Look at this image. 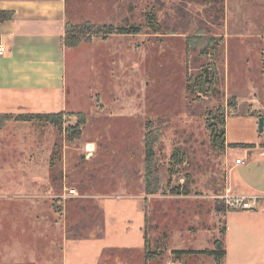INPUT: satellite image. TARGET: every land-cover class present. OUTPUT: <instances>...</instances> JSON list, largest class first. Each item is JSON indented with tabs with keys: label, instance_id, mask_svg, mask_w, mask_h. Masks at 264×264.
Returning <instances> with one entry per match:
<instances>
[{
	"label": "rangeland",
	"instance_id": "374dc122",
	"mask_svg": "<svg viewBox=\"0 0 264 264\" xmlns=\"http://www.w3.org/2000/svg\"><path fill=\"white\" fill-rule=\"evenodd\" d=\"M67 11L72 25H135L141 32H90L89 41L71 47L62 128L84 113L80 138L69 140L45 121L5 122L0 199L42 213V227L57 233L58 255L66 230L68 238L100 235V244L117 248L107 249L98 264H206V254L174 250L210 249L213 238H221L222 214L229 209L222 196L236 155L243 154L240 146L227 150L211 140L208 126L217 108L223 109L230 144H264V128L257 127L264 117V0H67ZM199 32L218 40L206 56L186 47V37ZM209 60L215 62L216 86L199 98L187 80ZM147 125L158 130L160 175L159 191L141 197L148 259L144 220L129 199L118 198L145 194ZM255 163L235 172L253 178ZM65 188L77 195L63 197ZM140 243L141 250L119 249ZM80 245L75 248L85 250Z\"/></svg>",
	"mask_w": 264,
	"mask_h": 264
},
{
	"label": "crops",
	"instance_id": "0c3cea01",
	"mask_svg": "<svg viewBox=\"0 0 264 264\" xmlns=\"http://www.w3.org/2000/svg\"><path fill=\"white\" fill-rule=\"evenodd\" d=\"M0 12L6 15L0 20V44L5 49L0 56V114L65 110L71 80L68 55L74 51L64 43L70 21L67 0H0ZM225 142L230 144L226 137ZM231 149L227 146V150ZM241 149L242 157H236L243 162L233 167L228 189L234 195L255 197L257 202L252 209L227 210L222 214L224 232L220 239L225 255L219 264H264V144ZM255 160L253 178L244 177L243 170L235 172ZM143 195L118 198L133 203L139 218L144 220L141 232L145 234L147 216L141 207V197L148 195ZM104 201L109 202L108 198ZM21 205V202L11 203L9 198L0 199V264H98L107 249H117L100 244V235L71 239L65 230L58 255L57 233L51 235L49 229L42 227V213L36 212V208L32 211ZM102 214L106 225L104 209ZM125 222L128 233L132 222ZM78 245L85 250L75 248ZM142 247L140 243L134 248L127 245L119 249L141 250ZM207 256L210 260L206 264H217L212 256Z\"/></svg>",
	"mask_w": 264,
	"mask_h": 264
},
{
	"label": "trees",
	"instance_id": "16d2710c",
	"mask_svg": "<svg viewBox=\"0 0 264 264\" xmlns=\"http://www.w3.org/2000/svg\"><path fill=\"white\" fill-rule=\"evenodd\" d=\"M6 15L0 12V20L5 18ZM148 17V21L150 22V16ZM93 32L95 34L101 33V35L106 36L110 34H123V35H131L138 34L141 32V28L139 26L131 25H95L90 23L89 21H85L80 24L72 25L67 22L66 33L64 38V43L68 47H75L82 41H89L90 36L85 37V35ZM85 37V38H84ZM187 48H195L199 50V52L203 55H207L212 53L215 50L216 45L218 44V40L214 35H208L203 32H199L193 36H188L185 39ZM210 51V52H209ZM210 61V60H209ZM188 89L195 93L197 97L201 98L203 96L209 95L217 82V70L215 66V62L210 61L206 66L202 67L200 72L191 78H188ZM209 114H212L209 112ZM16 115V116H15ZM0 114V128L5 124L9 119H17L22 121L27 120H40L48 122L54 125L60 133H65L66 137L69 140H75L80 138L82 133V127L85 123V114L82 112L76 113V122L73 125H68L64 129L62 128V111L54 112V113H26V114ZM225 116L223 109L218 107L217 114L213 115V122L209 124L208 128L210 129L211 140L218 144L221 148L225 147H253L254 144H226L225 142ZM158 143V130L152 129L150 125H147V132L143 136V145H144V160H143V191L146 195L156 194L160 189V175L156 167V154L154 147ZM52 159L56 157L54 150L52 151ZM173 158H176V153L173 154ZM184 193L186 189H182ZM173 193H181L178 189H172ZM217 211H222L218 206L215 207ZM224 232V228L222 227L220 230V234L222 235ZM70 237L75 239L84 238L79 235H71ZM144 250L146 259L151 257V254H148L147 250V242L146 235L144 234ZM174 252L179 253H203L209 256H212L217 264L223 262V258L225 255V250L223 246L222 239L215 238L213 241V247L210 249L198 250V251H190V250H174ZM153 257V256H152Z\"/></svg>",
	"mask_w": 264,
	"mask_h": 264
},
{
	"label": "built area",
	"instance_id": "2783aa9c",
	"mask_svg": "<svg viewBox=\"0 0 264 264\" xmlns=\"http://www.w3.org/2000/svg\"><path fill=\"white\" fill-rule=\"evenodd\" d=\"M5 53L4 47L0 44V56ZM243 160L241 158L235 159V164L242 163ZM71 195H77V193L74 190L66 189L63 194V197H68ZM222 199L227 207L230 210H248L255 207L257 199L255 197L250 196H241V195H234L230 193L229 189H226L225 194H223ZM228 209V210H229Z\"/></svg>",
	"mask_w": 264,
	"mask_h": 264
},
{
	"label": "water",
	"instance_id": "95a60500",
	"mask_svg": "<svg viewBox=\"0 0 264 264\" xmlns=\"http://www.w3.org/2000/svg\"><path fill=\"white\" fill-rule=\"evenodd\" d=\"M257 127H258V132H262L264 128V117L263 116L258 117Z\"/></svg>",
	"mask_w": 264,
	"mask_h": 264
}]
</instances>
